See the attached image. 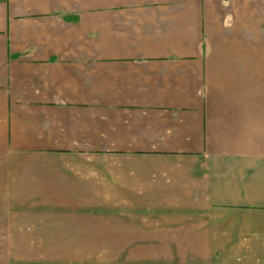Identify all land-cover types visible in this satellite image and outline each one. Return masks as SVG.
<instances>
[{
    "label": "crops",
    "instance_id": "1",
    "mask_svg": "<svg viewBox=\"0 0 264 264\" xmlns=\"http://www.w3.org/2000/svg\"><path fill=\"white\" fill-rule=\"evenodd\" d=\"M256 31L264 0H0V264H264Z\"/></svg>",
    "mask_w": 264,
    "mask_h": 264
},
{
    "label": "rangeland",
    "instance_id": "2",
    "mask_svg": "<svg viewBox=\"0 0 264 264\" xmlns=\"http://www.w3.org/2000/svg\"><path fill=\"white\" fill-rule=\"evenodd\" d=\"M227 33H230V37L232 36L233 33H235L236 35L238 34H242V38H246V47H252L253 50H260L261 48L264 49V43L262 44V46H260V39H263L264 41V31L262 32H227ZM53 241H55L53 243ZM70 242V240H68ZM112 241H115V240H111ZM143 241V240H142ZM148 241V240H147ZM58 242L59 240L57 239H44V240H25V241H22L20 243V246H15L14 248H22L23 250H30V249H35L37 250V255L36 257L37 258H40V262L39 264H47L49 259L51 258V256H54L56 258H58V255L57 253L58 250L60 249L61 250V247L62 248H65L67 249L68 245H60L59 247L58 246ZM94 245L95 246H98L100 244H98L97 242H94ZM107 246V241L104 240V247ZM109 246V244H108ZM96 250H100V252L98 253H102V250L98 247H95ZM56 250H57V253H56ZM105 250V249H104ZM41 251H47L46 254L42 253ZM67 255V253H66ZM106 256V255H104ZM122 258H125L124 256H121V258H119L120 260Z\"/></svg>",
    "mask_w": 264,
    "mask_h": 264
}]
</instances>
